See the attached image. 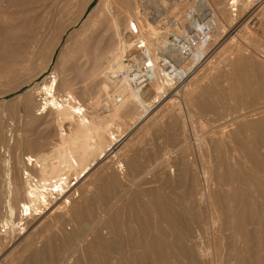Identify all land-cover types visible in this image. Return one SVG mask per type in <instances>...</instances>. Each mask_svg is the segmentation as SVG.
<instances>
[{
    "label": "rangeland",
    "instance_id": "rangeland-1",
    "mask_svg": "<svg viewBox=\"0 0 264 264\" xmlns=\"http://www.w3.org/2000/svg\"><path fill=\"white\" fill-rule=\"evenodd\" d=\"M64 1L0 0V149L8 143L6 135L10 133V128L12 144L8 146V154L11 159V205L16 209L24 192L17 156L30 153L47 159L54 157L57 151L59 133L56 114L50 110L40 115H36V112L30 116L24 113L25 99L29 100L28 106L35 111L40 96L35 89L43 79L51 75L52 66L55 67V73L61 74L63 81L68 84L58 87V96L67 91L77 98L86 115L92 116L98 112L97 114L105 116L106 104L114 101L109 96L113 95L115 89L111 83L109 62L113 58L112 51L122 40L124 29L133 23L136 42L143 39L147 47L155 48L161 44L165 35L163 31L168 24L161 21L162 16L157 17L158 8L154 3H145L143 0H101V4L95 9L97 11L88 17L90 12H86V8L92 0H82L77 7L76 4H68L66 9L62 7L63 4L60 6ZM206 1L224 24V33L218 37V45L213 47V37V44L207 47L209 59L204 61L188 82H182L178 87H168L165 91L167 97L160 100L162 104L151 103L154 96L151 85L141 90L143 100L153 108V112L142 123H135L143 112L132 103L117 110L112 115L114 118L110 116L109 131L120 142L114 146L116 151L119 150L118 155L112 157L108 152L103 159H99L101 162L96 161L90 175L81 179V188L91 189L87 193L89 199L94 195L90 183L96 178L117 181L119 188L115 194L119 195L126 185L136 184L122 199L133 192L156 186L161 187L166 194H171L163 189V183L184 162L192 163L198 169L199 176L202 166H207L208 163L213 172H236V161L240 167L248 169L245 173L255 172L250 171L230 151L233 146L229 143V135L236 129V125H226L223 122L241 112V99H247L239 84L232 82L236 64L239 63L238 67L245 69L247 62L254 74L258 73L262 77L257 78L261 84L248 99H264V0H240L234 17L227 8L228 0ZM159 6L167 12L166 16L170 20L180 15L181 23H184V13L190 8L188 5L176 6L173 7L176 11L171 13V4ZM130 14L132 21L129 20ZM228 15H231L229 23ZM41 36L45 42L37 44ZM231 37H234V41L230 42ZM36 44L38 57L28 63L26 60L30 58ZM179 88L181 93H177ZM24 93L26 97H18ZM179 95H182L183 103L178 99ZM207 99H215L218 107L207 108ZM68 122L64 126L73 128V124ZM245 135L248 137L249 133ZM1 150L0 219L4 218ZM118 162L124 165L122 174L116 172ZM250 169L254 167L250 166ZM115 198H108V202H115ZM57 200H54L49 211L44 209L38 216L23 220L29 236L34 228H40L39 233L42 235L39 243L30 244L32 236H18V229H14L9 238L0 237V264H27L25 257L43 241H49L53 246V264L62 263L63 249L59 247L54 229L47 227L56 215L54 208L60 204ZM99 208L98 203L94 204L91 211H98ZM94 222L95 218H82L79 227L83 232H88ZM71 225L74 223L70 222L68 227H72ZM72 263L71 260L69 264Z\"/></svg>",
    "mask_w": 264,
    "mask_h": 264
},
{
    "label": "bare ground",
    "instance_id": "bare-ground-1",
    "mask_svg": "<svg viewBox=\"0 0 264 264\" xmlns=\"http://www.w3.org/2000/svg\"><path fill=\"white\" fill-rule=\"evenodd\" d=\"M81 2L82 0H67L61 2L60 6L63 4L62 7L66 9L68 4L73 3L77 7ZM143 2L156 5L157 17L166 16L167 12L159 6L165 7L166 0ZM200 2L209 7L213 15L215 40L210 45L216 47L219 43L218 37L224 33V24L206 0ZM229 2L237 6L240 0H228V10ZM100 4L101 0H97L91 10L86 11L90 12L87 17L95 13L97 5ZM173 7L176 5H172ZM228 16L229 23L231 15ZM179 17L181 16H176ZM132 19L130 14L129 20ZM135 32L136 29L131 23L124 29L122 40L112 51L113 58L108 69L115 89L109 99L114 101L106 104L105 116H101L100 112L92 116L86 115L77 98L65 90L58 96V87L68 84L63 81L61 74L55 73L54 66L51 75L44 77L35 89L36 94L40 95L35 111L28 106L29 100L25 99L26 115L30 116L34 112L40 115L48 110L56 114L59 142L52 158L41 159L30 153L17 156L24 192L16 209L11 205V159L8 146L12 144V134L9 128L10 133L6 135L8 143L0 149L4 181V218L0 219V237L9 238L14 229H18V236H32L29 239L30 244L39 243L42 235L39 233L40 228H34L29 236L23 220L38 216L44 209L49 211L54 200L58 199L59 206H53L56 215L47 227L54 229L59 247L63 249L64 258L61 264H69L71 260L72 264H264V174H261L264 172V99H248L261 84L257 78L262 77L258 73L254 74L247 62L245 69L239 68V63L236 64L232 76V82L239 84L247 99H241L242 103H239L242 106L241 112L230 116L223 124L236 125V129L229 135L230 142L227 140L233 146L229 144L232 147L229 149L236 154L237 160L241 159L250 171L255 172L245 173L248 169L240 167L237 161L238 165L236 162L234 164L237 167L236 172H213L208 163L207 166H202L199 176L198 169L192 163L184 162L170 173L173 177L170 176L163 183V189L171 194H166L161 187L156 186L133 192L122 199L136 184H125L126 187L119 195L115 194L119 188L118 182L102 178H96L90 183L94 190L90 199L87 193L91 189L81 188V179L90 175L96 161L103 159L108 152L112 157L118 155L119 150L116 151L114 146L119 140L109 131L110 116L129 103L143 112L135 123H142L153 112L150 103L143 100L141 90L129 86L122 77L127 66L125 58L128 52L137 55L142 50L138 44L149 53L154 50L147 47L143 39L137 43ZM232 39L234 37L230 38V42L234 41ZM41 41H44L43 36L37 40V44ZM37 44L33 47L30 58L26 60L28 63L38 57ZM208 51L206 48L203 53L198 52L195 55V60L201 56L205 60L196 65L183 83L188 82L209 59ZM136 55L134 59L137 58ZM159 79L155 77L151 83L154 92L151 103H158L167 97L165 91L170 84ZM177 93H181L180 88ZM25 95L24 93L18 97H26ZM178 99L182 102V95ZM205 103L209 109L218 107L215 99H207ZM68 121L73 124V128L64 126ZM247 132L248 137L245 135ZM250 166L255 170L250 169ZM123 169V163L118 162L116 172L122 174ZM113 197H116L115 202L109 203ZM97 203L100 208L92 212L91 208ZM82 218H95V224L88 232H83L79 227ZM70 222L74 223L72 227H68ZM52 248L49 241H43L25 257L27 264H53Z\"/></svg>",
    "mask_w": 264,
    "mask_h": 264
},
{
    "label": "built area",
    "instance_id": "built-area-1",
    "mask_svg": "<svg viewBox=\"0 0 264 264\" xmlns=\"http://www.w3.org/2000/svg\"><path fill=\"white\" fill-rule=\"evenodd\" d=\"M171 5H190L183 16L184 23L179 18L170 20L161 17L167 31L163 35L161 44L150 53L140 44L136 54H126V69L122 77L127 84L142 90L153 83L155 77L168 82L170 86H177L184 82L189 73L200 64L204 57L195 60V55L203 53L210 46L215 31V24L209 7L200 0H166ZM232 17L236 15L237 6L228 3ZM165 17V18H164ZM137 56L134 59V56Z\"/></svg>",
    "mask_w": 264,
    "mask_h": 264
},
{
    "label": "water",
    "instance_id": "water-1",
    "mask_svg": "<svg viewBox=\"0 0 264 264\" xmlns=\"http://www.w3.org/2000/svg\"><path fill=\"white\" fill-rule=\"evenodd\" d=\"M96 2H97V0H92V1L90 2V4L87 6L86 11L91 10V8L93 7V5H94Z\"/></svg>",
    "mask_w": 264,
    "mask_h": 264
}]
</instances>
